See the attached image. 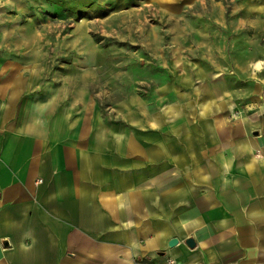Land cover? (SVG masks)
Returning a JSON list of instances; mask_svg holds the SVG:
<instances>
[{"label": "crops", "instance_id": "crops-1", "mask_svg": "<svg viewBox=\"0 0 264 264\" xmlns=\"http://www.w3.org/2000/svg\"><path fill=\"white\" fill-rule=\"evenodd\" d=\"M6 86L0 264H264L262 97L230 121L199 89L124 131Z\"/></svg>", "mask_w": 264, "mask_h": 264}, {"label": "rangeland", "instance_id": "rangeland-1", "mask_svg": "<svg viewBox=\"0 0 264 264\" xmlns=\"http://www.w3.org/2000/svg\"><path fill=\"white\" fill-rule=\"evenodd\" d=\"M8 83L26 109L53 97L46 108L60 122L89 106L128 131L199 89L235 121L264 100V0H0V88Z\"/></svg>", "mask_w": 264, "mask_h": 264}, {"label": "water", "instance_id": "water-1", "mask_svg": "<svg viewBox=\"0 0 264 264\" xmlns=\"http://www.w3.org/2000/svg\"><path fill=\"white\" fill-rule=\"evenodd\" d=\"M177 242H178V239H177V238H173V239L170 240L169 245H170V246H174V245L177 244ZM187 244H188L190 247L193 248V247H195V240H194L193 238H189V239L187 240Z\"/></svg>", "mask_w": 264, "mask_h": 264}, {"label": "bare ground", "instance_id": "bare-ground-1", "mask_svg": "<svg viewBox=\"0 0 264 264\" xmlns=\"http://www.w3.org/2000/svg\"><path fill=\"white\" fill-rule=\"evenodd\" d=\"M257 65H260V64H257Z\"/></svg>", "mask_w": 264, "mask_h": 264}]
</instances>
